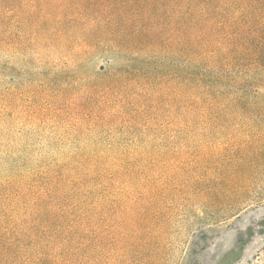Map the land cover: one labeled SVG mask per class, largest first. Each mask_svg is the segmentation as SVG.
I'll return each instance as SVG.
<instances>
[{
	"label": "rangeland",
	"instance_id": "374dc122",
	"mask_svg": "<svg viewBox=\"0 0 264 264\" xmlns=\"http://www.w3.org/2000/svg\"><path fill=\"white\" fill-rule=\"evenodd\" d=\"M93 1H0V234L49 212L84 217L69 264H264V51L219 43L192 119L181 28L123 57L131 0Z\"/></svg>",
	"mask_w": 264,
	"mask_h": 264
},
{
	"label": "trees",
	"instance_id": "16d2710c",
	"mask_svg": "<svg viewBox=\"0 0 264 264\" xmlns=\"http://www.w3.org/2000/svg\"><path fill=\"white\" fill-rule=\"evenodd\" d=\"M101 1L90 3L94 6L91 12L99 14L96 3ZM131 2L124 10L118 5L112 7L109 16L115 21L102 26L103 30L124 57L132 44L157 47L167 23L170 22L175 31L180 27L186 63L185 104L192 119L198 116L201 106L212 105L219 43H248L243 47L246 53L264 51V45H261L264 41V0ZM237 48L234 46L229 50ZM127 70L126 67L118 68L116 77L122 78L123 73L128 74ZM84 222L83 216L63 218L49 212L38 214L33 218L29 231L21 233L22 236L13 243H6V237L0 234V264H69L72 248L84 243L81 238ZM55 254L59 257L56 258Z\"/></svg>",
	"mask_w": 264,
	"mask_h": 264
}]
</instances>
